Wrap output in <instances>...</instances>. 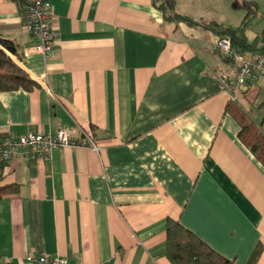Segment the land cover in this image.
I'll return each mask as SVG.
<instances>
[{
  "label": "crops",
  "instance_id": "1",
  "mask_svg": "<svg viewBox=\"0 0 264 264\" xmlns=\"http://www.w3.org/2000/svg\"><path fill=\"white\" fill-rule=\"evenodd\" d=\"M174 1L203 21L236 26L245 14L233 0ZM254 1L261 18L264 0ZM50 2L46 58L19 4L0 0V37L37 83L0 91V135L67 126L79 140L87 128L98 148L68 144L6 162L2 183L17 191L0 200V264H26L31 251L72 264H172L168 218L232 264H249L261 244L252 264H264V164L234 111L264 132V73L231 100L219 76L234 80L233 59L211 29L165 20L153 0ZM257 22L250 38L264 31V17Z\"/></svg>",
  "mask_w": 264,
  "mask_h": 264
},
{
  "label": "trees",
  "instance_id": "2",
  "mask_svg": "<svg viewBox=\"0 0 264 264\" xmlns=\"http://www.w3.org/2000/svg\"><path fill=\"white\" fill-rule=\"evenodd\" d=\"M21 7L24 15L27 13L29 0H15ZM162 11L165 20L184 21L189 25L199 24L211 29L219 36L229 35L232 47L235 49L256 51L263 49L262 40L264 31L250 38L247 31L252 29L259 7L254 0H233L232 6L244 10L245 14L240 24L226 25L216 20L203 21L176 10L174 0H153ZM223 51V50H222ZM16 54V48L10 39L0 37V91L15 90L19 88L31 89L37 85L28 72L23 69L11 56ZM223 53L233 59L230 52ZM235 113L241 118V139L250 147L255 155L264 164V132L260 124L251 117L240 105H236ZM9 136L0 135V143ZM9 159L0 154V200L9 193L17 191L12 183H2L4 166ZM166 255L172 264H232V259L223 256L213 249L195 232L181 224L178 220L168 218L166 223ZM262 250L258 244L253 250L249 264L256 261ZM7 264H20L9 261ZM29 264V263H26Z\"/></svg>",
  "mask_w": 264,
  "mask_h": 264
},
{
  "label": "built area",
  "instance_id": "3",
  "mask_svg": "<svg viewBox=\"0 0 264 264\" xmlns=\"http://www.w3.org/2000/svg\"><path fill=\"white\" fill-rule=\"evenodd\" d=\"M25 14L24 28L35 39L34 50L44 57L51 56L55 35L53 31V9L50 0H29ZM217 46L233 56L235 67L234 80L219 76L223 89L231 100L239 98L241 86L255 81L264 73V48L256 51L235 49L229 35L218 36ZM264 47V43H262ZM13 56V54H11ZM81 139L75 137L74 129L63 126L52 133L29 131L22 135H10L0 143V154L4 159H11L18 154L31 156H48L50 151L68 144H88L97 149V139L87 128H81ZM29 264H72L67 257L51 256L43 253L29 252L26 255Z\"/></svg>",
  "mask_w": 264,
  "mask_h": 264
},
{
  "label": "rangeland",
  "instance_id": "4",
  "mask_svg": "<svg viewBox=\"0 0 264 264\" xmlns=\"http://www.w3.org/2000/svg\"><path fill=\"white\" fill-rule=\"evenodd\" d=\"M178 1H180V0H178ZM187 1H194L193 4H195V0H187ZM212 2H213V0H205V1H204V3H208V4H211ZM211 5H212V4H211ZM258 7H259V6H258ZM209 9H210V7L207 6V7L205 8V11H209ZM192 12H194V14H195V11H192ZM209 13L212 14V12H209ZM213 14H214V13H213ZM260 14H261V12H260V9H259L258 14H257V17L255 18V20L257 19L256 22H257L258 20H261V18L264 17V16H263V17L261 16V18H259V15H260ZM256 22L254 21V23H256ZM254 23H253V24H254ZM257 23H258V22H257ZM253 31H254V30L250 29V30L247 31V33H248L249 35L252 36ZM262 101H263V100H262ZM262 101H261V102H262ZM261 102H260V103H261ZM260 103H259V104H260Z\"/></svg>",
  "mask_w": 264,
  "mask_h": 264
}]
</instances>
